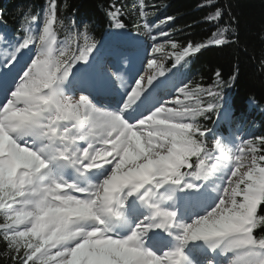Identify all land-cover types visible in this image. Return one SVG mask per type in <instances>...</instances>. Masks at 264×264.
Segmentation results:
<instances>
[{
  "label": "snow or ice",
  "instance_id": "6c2138e0",
  "mask_svg": "<svg viewBox=\"0 0 264 264\" xmlns=\"http://www.w3.org/2000/svg\"><path fill=\"white\" fill-rule=\"evenodd\" d=\"M159 7L134 0L147 38L135 70L119 49L102 61L88 26L66 22L58 0L0 37L4 264H264V136L214 134L204 122L229 117L228 81L181 72L228 46L229 29L181 44L175 17L150 19ZM105 15L130 35L122 0Z\"/></svg>",
  "mask_w": 264,
  "mask_h": 264
},
{
  "label": "trees",
  "instance_id": "16d2710c",
  "mask_svg": "<svg viewBox=\"0 0 264 264\" xmlns=\"http://www.w3.org/2000/svg\"><path fill=\"white\" fill-rule=\"evenodd\" d=\"M46 0H0V37L10 36L24 21L26 12L39 13ZM66 22L74 18L78 25H87L91 36L99 43L111 29L105 15L110 0H58ZM127 6V29L140 32L139 18L133 11L134 0H122ZM159 5L155 17L166 16L175 20L169 25L175 30L173 39L181 44L204 41L216 27H228L229 45L202 50L191 58L182 70L188 72L189 81L211 83L215 71L223 73L228 83L221 89L223 103L232 102L227 108L229 117L216 122L206 121L214 134L226 136L235 132L246 139L264 136V0H216L214 8L224 12L219 25L206 21L214 8L200 7L206 0H149ZM151 19V18H150ZM83 30V28H81ZM64 38L63 34L60 36ZM3 43V40H0ZM112 49V45H108ZM238 76L233 82L231 77ZM262 112V113H261ZM211 141V137H209ZM264 214V213H262ZM261 233L258 231L257 235ZM4 246L0 243V253ZM0 264L4 258L0 255Z\"/></svg>",
  "mask_w": 264,
  "mask_h": 264
},
{
  "label": "rangeland",
  "instance_id": "374dc122",
  "mask_svg": "<svg viewBox=\"0 0 264 264\" xmlns=\"http://www.w3.org/2000/svg\"><path fill=\"white\" fill-rule=\"evenodd\" d=\"M139 56H140V53H137V54L135 55V57H139ZM99 57H100V59L103 61V59H102L103 56H99ZM142 74L147 75V72H144V73H142ZM218 259L223 260L222 256H221V257H218Z\"/></svg>",
  "mask_w": 264,
  "mask_h": 264
},
{
  "label": "bare ground",
  "instance_id": "6f19581e",
  "mask_svg": "<svg viewBox=\"0 0 264 264\" xmlns=\"http://www.w3.org/2000/svg\"><path fill=\"white\" fill-rule=\"evenodd\" d=\"M67 5V3L65 2V5L63 6V4H62V8H61V15H62V17L64 16V13H63V10L65 9V6Z\"/></svg>",
  "mask_w": 264,
  "mask_h": 264
}]
</instances>
